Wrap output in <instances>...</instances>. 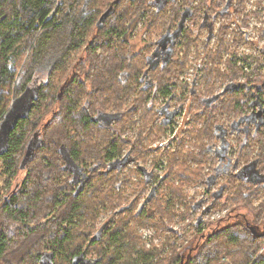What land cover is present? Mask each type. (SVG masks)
<instances>
[{
  "label": "trees",
  "instance_id": "16d2710c",
  "mask_svg": "<svg viewBox=\"0 0 264 264\" xmlns=\"http://www.w3.org/2000/svg\"><path fill=\"white\" fill-rule=\"evenodd\" d=\"M57 1L0 0V121L10 103L11 90H14L13 96H16L30 87L29 84L38 87L37 98L29 116L18 120L10 131L9 148L0 156L4 160V173H7L5 184H9V180L16 178L21 171L25 177L23 183L29 185L33 180L39 182L33 183L31 188L21 185L0 209L12 221L8 225L0 220V264H264V249L257 255L264 246V201L256 206L253 204V197L260 196V187L256 184H260L262 179L255 175L247 176L246 181L243 173L238 174L239 181L225 182L229 189L231 183H237L231 195L232 201L240 199L235 206H229L228 211L215 220L194 224L195 230L190 235L169 230L172 234L166 235L162 248L156 251L135 246L133 236L129 233L127 238V234L121 231L123 220L117 221L114 226H103L96 236L91 235L90 231L85 232L88 240L83 248L70 245L73 232L65 228L58 229L59 232L52 231L49 235L50 243H54L52 249L46 250L43 244H39L43 233L52 230L50 222H54L57 228L60 218L69 217L72 222L74 217H79L86 210L81 209V192H78L85 185L84 181L74 186L71 194L69 184H73L68 177L76 176L77 171L83 168L84 179H93L101 175L95 168L103 161L102 157L106 158L111 168V163L121 155V150L129 142L122 133L126 114L138 107L131 102L124 108L130 97L136 95L138 101L146 97L150 78L159 68L163 76H160L159 82H154L160 93H167L169 87L163 86L167 72L174 68V62L182 67L184 64L177 60L169 65L170 52L158 64L157 59L152 60L151 55H146L145 47L138 52L129 51L128 41L132 36L129 30L136 18L142 14L147 16L150 32L155 30L162 19L152 18L155 12L147 14L148 0H107L102 3L100 11L95 10L93 0H59L60 4ZM155 1L151 2L159 6V2ZM121 3L125 7L119 6ZM78 4L81 5L79 8ZM55 5L57 9L53 10ZM63 5L66 7L63 8ZM167 8L172 17L169 21L180 19V23L183 16L194 12L193 18H196L202 11L197 7L191 12L189 7L185 8V3L165 0L156 13ZM202 8L210 15V5ZM180 23L177 30H180ZM59 37L62 39L56 45L58 55L50 64L48 77L42 83L40 75L34 72L36 64L42 62L43 51L51 48ZM25 48H28L29 53L22 63V71L15 78V67L21 64L23 58L20 56ZM78 50H81L80 56L67 66L66 56ZM62 67L70 70L65 77L59 73ZM255 79L262 81L261 76ZM234 91L233 95H244L239 87ZM236 96L235 101L238 100ZM81 132L82 137L79 136ZM34 133H38L40 146L21 169L19 164L25 143ZM248 138L247 141L257 149L252 169L262 174L264 117L261 120L259 118L257 128ZM245 139L239 142L244 143ZM40 183H47L49 187L42 202L39 200L46 189ZM61 190L65 192V200L58 199ZM19 191L28 197L27 205H21L23 201L20 200ZM224 202L228 203L227 200ZM58 203L61 205L54 213L53 208ZM238 205H244L247 212L235 209ZM130 210H116L115 213ZM43 212L50 214L49 222L29 226L25 221L26 217L34 213L39 216ZM72 213L74 215L71 219ZM135 216L143 219L150 217L146 207ZM23 225L28 226L24 234L21 233ZM163 227H166L165 223ZM12 235L18 237L21 243L17 248L8 249ZM105 236L109 237L114 250L107 248L104 252L96 249L97 256L88 257L87 252L101 243ZM60 237L65 238L64 241H60ZM122 251L127 253L120 259ZM134 252H137L135 259L131 257ZM227 256L228 262L220 261Z\"/></svg>",
  "mask_w": 264,
  "mask_h": 264
},
{
  "label": "rangeland",
  "instance_id": "374dc122",
  "mask_svg": "<svg viewBox=\"0 0 264 264\" xmlns=\"http://www.w3.org/2000/svg\"><path fill=\"white\" fill-rule=\"evenodd\" d=\"M107 0H93L92 4L95 10L100 11L103 2ZM189 10L194 11L195 8L200 7V15H198L192 20H186L188 14L185 17L184 24L189 25L192 29L190 33L197 32L200 37L194 40L196 44V49L194 53L186 55L183 48L177 47L175 51L178 53L168 56V60L172 62L176 61L179 57L185 56V66L178 69L179 64L172 69L169 73V78L172 86L173 92H169V96L166 97L164 93L157 91L154 100L151 99L152 90L147 92L146 97L138 101L136 95H132L124 108L130 105L131 102L138 106L136 109L126 114V119L123 123L122 133L124 138H128L129 142L121 150L123 157H127V160L122 165L111 166L105 157H102L103 166L99 169L105 170L101 175L91 178L87 182V186L83 185L78 190L80 193L81 209L85 210L79 214V217H73L74 213L71 214L72 222L68 218H60L57 221L58 227L54 222H50L52 230L45 231L39 244H43L46 250L52 249L54 243H50L49 235L51 232H59L58 229H68L71 232L70 245H77L83 248L87 245L88 237H86L87 231H90L91 235L97 234L98 231L102 230L103 226H114L117 221L123 220L124 225L121 231L125 234L130 233L135 240L134 245L138 248L145 250H153L162 248L163 241L166 235L172 234L169 230L177 231L182 235H190L195 229L194 224L210 220H215L223 216L227 211L229 206H235L240 199L236 201L231 200V195L234 193L233 189L237 183H231V189L227 186L221 188L224 184V177L221 174L216 177L214 182H209L213 174L214 166L211 167L212 161L208 158L207 154H213L212 150L209 149L213 145L211 144V136L205 132L204 125L207 119V114L200 111V106L198 105V99L200 96H212L211 99H215L217 94L222 95V99H226L229 95L227 92H223L228 82L227 75L230 73L232 67L227 66L228 59L232 58V52L242 51V54H248L251 65L253 69L257 64L255 73H251L250 76H264V0H190ZM218 1V2H217ZM60 1H57V4ZM181 3V0H177ZM217 2V5L215 4ZM152 3V2H151ZM60 4V3H59ZM148 4V3H147ZM210 12L208 15L206 12L203 14L202 7H209ZM81 5H77L79 8ZM121 7H125L123 3L119 4ZM66 6L63 5V8ZM148 13L155 12L152 18H162L159 22L160 24L156 26L155 30H151V34L148 38H157L164 29V24L166 19L170 17V9L167 8L163 12L156 13L154 5L150 3L148 6ZM93 9V7L91 6ZM57 9L55 5L53 10ZM127 9L124 10L126 12ZM218 10V11H217ZM214 15L216 17L211 23L209 19H205L204 27H199L200 18H209V16ZM194 17V16H193ZM191 17V18H193ZM138 18H148L147 16L140 15ZM177 18H181L177 17ZM233 18V19H230ZM211 19V18H210ZM230 25V28L228 24ZM223 26H228V32H221L219 38L217 34V28ZM209 26V28H208ZM244 29L243 35L248 38L251 42L242 41V44L235 46L237 43H232L229 45V40H232V34L229 30H235L240 28ZM246 32V35H245ZM261 33L263 36L261 37ZM63 36V35H62ZM144 35H141V37ZM141 37L136 40V45L142 44ZM218 38V41H217ZM224 40L222 41V39ZM62 38L55 39V44L51 48H47L43 51L44 55L41 63L36 64L34 72L38 75L47 76L49 72V65L53 63L54 58L57 54L56 45L61 42ZM255 41V44L252 42ZM207 42V45L204 44ZM138 43V45H137ZM242 45V46H241ZM226 47L225 52L223 47ZM29 53L28 48H25L20 56L22 62L17 65L15 78L22 71V63L25 61L27 54ZM81 50L72 52L66 56V64L75 61L78 56H80ZM240 55V54H239ZM168 61V62H169ZM175 63V62H174ZM65 64V66H66ZM159 64V61H158ZM237 65L240 64L237 60ZM64 66V67H65ZM164 67L166 65H163ZM59 70V73L63 77L70 71L68 67ZM175 69V71H174ZM160 70V68H159ZM156 70L153 76L150 78L151 82L156 80L159 82L160 76L163 73ZM218 70L222 71V78L219 81ZM178 71V78L185 80L188 85L180 84V81H174L172 75ZM224 72V74H223ZM246 74L237 75L233 79L243 82L245 80ZM195 77L193 87L190 86L191 80ZM248 78V77H247ZM229 79V78H228ZM227 81V82H226ZM259 81V80H258ZM166 82V81H165ZM233 82V81H231ZM258 83V82H257ZM158 86H156L157 88ZM8 88V87H6ZM138 88H140L138 86ZM160 88V86H159ZM192 88V91H191ZM140 90V89H139ZM14 90H11L12 97ZM10 99V100H11ZM84 100V97L82 101ZM81 104V102L79 103ZM129 108V107H128ZM61 115V119L63 118ZM256 114H254L253 121H251L252 126L258 125ZM255 119V120H254ZM234 120L233 116L229 118L220 117V122L226 126V129L230 127V122ZM236 125L240 124L239 119L236 118ZM249 122V121H248ZM247 122V123H248ZM249 124V123H248ZM220 126V125H219ZM221 127V126H220ZM69 128L72 130V126ZM223 127H221L222 129ZM232 132H237V129H231ZM84 132V131H83ZM87 133V132H85ZM82 137L83 133H79ZM217 140L213 142H221V137L215 136ZM228 143L231 145L236 144L234 136L230 135L228 138ZM209 147V148H208ZM137 160V164L141 165L142 171L155 179V183L159 181V187L156 190L155 196L152 199L145 201L147 195L151 191V186L148 184L150 181L148 178H144L145 175L142 171L139 174L134 175L135 168L131 167L132 160ZM93 160V159H91ZM105 160V161H104ZM121 160V159H118ZM88 162H91L88 160ZM114 162V161H113ZM216 163V162H215ZM105 165L107 167H105ZM122 171V172H120ZM134 175V176H133ZM24 172L18 173L16 178L9 180V184H5L7 179V173H4V160L0 158V209L3 204L7 201L13 193L19 190L21 185H26L25 188H30L34 185L33 182L27 185L23 183ZM124 180V181H121ZM147 181V182H146ZM22 182V183H21ZM41 187L46 189L43 196L39 202L44 200V197L49 192V187L47 183H40ZM75 184H69V188L74 189ZM94 187V188H93ZM21 190V189H20ZM218 194L213 196V192ZM229 191V192H228ZM21 199L23 202L21 205H27L26 195H23L21 191ZM62 194L59 195V200L64 199V190H61ZM212 192V193H211ZM263 193L254 199L253 204L256 206L260 200H262ZM204 196V197H203ZM156 198V200H155ZM228 201L226 204L224 201ZM30 201V199H29ZM26 203V204H25ZM213 203L214 206H213ZM129 206L130 211H125L120 214H116L115 211L122 206ZM31 205V204H30ZM58 203L54 208L53 212L56 213L60 207ZM146 207V211L149 213V218L143 219V217L138 218L135 214L142 208ZM208 208L209 211L205 213ZM235 209L242 210L246 213L244 205H238ZM88 210V211H87ZM205 210V211H204ZM43 211V208H42ZM82 211V210H81ZM2 211L0 212V220L3 223L11 225L12 221L6 217ZM37 213V211H36ZM34 213L26 217V222L30 226H37L38 224H44V222L50 220V214H39V216ZM166 227H163V224ZM27 225H23L21 233L26 232L25 228ZM24 232V233H23ZM65 238L60 237V241H64ZM20 240L15 235H12L8 241V249L17 248L20 245ZM66 243V242H64ZM220 244H223L219 242ZM66 245V244H64ZM226 245H229L226 242ZM114 246L110 243L109 237L105 236L101 243H98L94 248L87 252V256H97V250H102L105 252L107 248L109 250H114ZM67 251V247H66ZM127 252L122 251L119 254V258L125 257ZM137 255V252L131 254L133 259ZM61 262L60 259H58ZM221 262H228V256L223 257ZM97 264V263H95Z\"/></svg>",
  "mask_w": 264,
  "mask_h": 264
},
{
  "label": "flooded vegetation",
  "instance_id": "af4514ba",
  "mask_svg": "<svg viewBox=\"0 0 264 264\" xmlns=\"http://www.w3.org/2000/svg\"><path fill=\"white\" fill-rule=\"evenodd\" d=\"M151 1L152 0H148V2L151 5H154V3H151ZM186 2H188L190 4L191 1L190 0H181V3H185V8L189 7V4H186ZM217 2L215 3L216 5H217ZM154 7H155V5H154ZM155 9L157 11V7H155ZM204 12L205 11H203V14H204ZM199 14H201V13H199ZM194 15H195L194 12L191 14H188L189 17L186 18V20L197 19V18H191ZM214 15L209 16V18H204V17L200 18L201 20H200L199 27H204L205 22H207L206 21L207 19H209V21L212 23L213 19H215L217 17V16L214 17ZM146 19L147 18H136L133 26L131 27V30H129L130 33L132 32V36L129 37V41H128V49L131 53L138 52V50L145 47L147 49V52H148L147 53L146 51H144L146 53V55H148V56L151 55L152 60L157 59L159 61V64L161 63L163 58L167 55L166 54L167 52H170L169 53L170 55L171 54L173 55L174 52H175V54L178 53L177 51H175L177 47L184 49L185 56L194 53V51L196 49V44H194L193 42H194V40H196L200 36L198 34H196V33H198V31L190 33V31H192V29L189 25L184 24L185 18L182 21V23L180 24V30H178V32H177V28L179 27V23H180L179 20L180 19H178V21L173 20L172 22L169 21V18L166 19V24L164 26L165 30H164V32H160L162 34H160V36H158L157 38H150V37L148 38V36L151 34V32L148 30L149 25L147 24L148 21H146ZM230 19H233V18H230ZM192 21H194V20H192ZM227 24L230 28L229 23H227ZM228 26H223L225 28L224 30H221L223 27L220 28V25L218 26V28H217L218 38H219L221 32H228ZM208 28H209V26H208ZM229 32L232 34V40L228 41L229 45H231V42L237 43L235 46V49L237 46H239V44H242V41H247L246 43H250V45H251L250 40L248 38H246V36L244 37L243 35H241L244 32V29H242V26L240 28L237 27V29H235V30H229ZM144 34H145V36L141 37V35H144ZM245 35H246V32H245ZM260 35L262 37L263 33H261ZM139 37H141V40H142V44L140 45V47L135 46L136 45L135 41L138 40ZM218 38H217V41H218ZM223 40H224V38L222 39V41ZM204 44L207 45V42H204ZM252 44H255V41L252 42ZM137 45H138V43H137ZM223 49L225 52H228V51H226L225 46L223 47ZM231 54L233 57L228 59V64L226 65V67L231 66L232 69H231L230 73L226 74L228 82L226 81L227 84H226L225 89L223 90V92L229 93L230 96H228L226 99H222L223 94H221V95L217 94L215 99H211L212 96L205 95V96H200V98L198 99V103H199L198 105L200 106V111L202 113L207 114V119H206V122H205L203 129L205 130V132L207 134H210L211 139H212L210 141L211 142L210 145H213L210 148L208 147L209 149L212 150L213 154H211V152L209 151L210 155L207 154V156L212 161L211 167L214 166V169H212L213 174L211 175L210 178H208V180L210 179L209 182L213 183L215 178L216 177L218 178V175L221 174V176L224 177L223 180H225L223 183L224 185L221 188H225L227 186V184L225 182H229L230 180L231 181H236V180L239 181L240 180V179H238V178H240V176L238 175L239 173H240V175L243 173L246 181H248V177L257 175V177L259 176V179H262V181L260 184H256V186L260 187L259 194H262V193L264 194V171L260 170V172L262 174H257L252 169L253 167L251 165L252 160L255 159L254 156L257 153V149L255 147H253L250 144V142L247 141V139H249L248 137L250 135H252L253 131L257 128V125H255V123L253 126L251 124V121H253L252 117L254 116V114L258 115V116H255L258 118L256 121L257 123H258L259 118L261 120V118L264 117V76H261L262 81H260V82L258 81V79H255L256 77L259 76L258 74L256 76L255 75L252 77L250 76L251 73H255V69L257 68V64L255 65V67L253 69V65H251V63H250V59L248 58V56H249L248 54L244 55V54H242V51L239 52L236 50H234ZM263 54H264V52H263ZM185 56H182V57H179L178 59H176L179 62L184 63L183 67L185 66V63H186ZM237 60L240 63L238 65L236 64ZM169 63L168 64L171 65L172 60L169 61ZM173 65L175 67L177 66L175 63H173ZM177 68L180 69V68H182V66L179 65ZM171 71L172 70H170V72ZM174 71H175V69H174ZM49 72H50V67H49ZM49 72L47 73V76L46 75L40 76V79H39L40 82L42 81V83H43V81L45 79H47ZM170 72H167V74H166L167 79L164 80V85H163V86L169 87L168 92L164 94L166 97L169 96V92L170 93L173 92L172 86L176 85V84L173 85L171 83V79L168 77ZM223 74H224V72H223ZM241 74H243V75L246 74V76H245L246 79L243 80V82H241L242 80L234 82L236 80L233 78L236 77L237 75H241ZM172 76L175 77L174 81H176V82L180 81V84L188 85V83H186L185 80L178 78V71H176ZM217 78L219 81L221 80L222 71L218 70ZM144 79L146 80V77ZM146 81L144 83H142L143 87H145ZM194 81H195V77L191 80L190 86L193 87ZM231 81H233V82H231ZM34 83L36 84V82H34ZM149 83H150V86L147 87V91L150 92L152 90V95H151L150 100H154L155 95L159 89L156 88L155 82L150 81ZM32 84H29V86L32 87L33 86ZM236 87H239L242 90L244 95H241V96L233 95ZM26 90H27V87L24 89V91L18 93V95H16V96H14L10 100V103H9L7 109L10 107L12 101L15 98L24 94L26 92ZM191 91H192V88H191ZM235 96L238 97L237 101H235V99H234ZM5 113H4V115H5ZM230 116H233L234 120H232L230 122V127H228V129H226V126L223 124V122H220V117L221 118L224 117L227 119ZM236 118H238L240 121L239 122L240 124H238V125H236V121H235ZM2 119H3V117H2ZM113 122L114 121H112L111 124ZM219 125L223 128L221 129V127ZM233 128L237 129V132H232L231 129H233ZM231 133L236 140L235 145H231L228 143V138L230 137ZM215 136L221 137L222 144H221V142H218V143L213 142L214 140H217L215 138ZM30 138H31V136L28 138V140L25 143V149L23 152V156L26 152V146H27V143L29 142ZM242 139H245L246 141H244V143H240L239 140H242ZM118 159H121L119 161H123L122 160V159H124L123 154L119 155L117 160ZM117 160L114 162H117ZM130 162L132 164L131 167L135 168L134 175L139 174V172L143 170L141 168V165L137 164V162H138L137 160L133 159ZM122 164H124V163H121L120 165H122ZM101 166H103L102 161L97 164L95 171L99 172V173H102V171L104 172L105 170L99 169ZM105 167H107V166L105 165ZM116 168H118V165ZM84 172H85V170L82 168L81 170L77 171L76 176L68 177V178H70L69 179L70 182L77 186L80 184L81 181H84L83 184L85 183L84 187H86L87 182L90 179L88 181L86 179H84V177H83ZM120 172H122V171H120ZM144 175H145L144 178H146V179L148 178L150 180L148 182V184L150 186L152 185L151 189L153 187L155 188L154 194H156V190L159 187V181L157 183H155V179L152 176H149L148 174H145V173H144ZM121 181H124V180H121ZM218 194H219V192L217 194H215V192H213V196L216 195V198H218ZM263 197H264V195H263ZM253 198L255 199L256 197H253ZM254 199H253V202H254ZM261 201H264V198L262 200H260L259 202H261ZM258 203H256V205ZM214 204L215 203H213V206H214ZM130 205H132V204H130ZM206 209H207L206 211L204 210L205 213H207V211H209L208 208H206ZM263 249H264V246L261 250H259L257 255H259ZM257 255L255 256V258L257 257ZM88 264H92V263L88 262Z\"/></svg>",
  "mask_w": 264,
  "mask_h": 264
},
{
  "label": "water",
  "instance_id": "95a60500",
  "mask_svg": "<svg viewBox=\"0 0 264 264\" xmlns=\"http://www.w3.org/2000/svg\"><path fill=\"white\" fill-rule=\"evenodd\" d=\"M156 1L159 2V6H157L158 9L161 8L165 2V0H156ZM185 17L186 16L182 17L183 19L181 20V23ZM37 90H38L37 85L28 87L26 92L21 96L15 98L12 101L10 107L6 110L3 119L0 121V155L4 154L8 150L9 133L14 128L18 120L27 118L29 116V112L33 106L34 101L37 98ZM38 146H40V139L38 133H34L33 136L29 139V142L27 143L26 152L19 164V167L21 169H23L26 166L27 162L33 157L34 152ZM122 160L123 161L117 160V162H112L111 166H117L120 165L121 163H124L127 160V157H124V159ZM154 193H155V188L153 187L150 193L147 195L145 201L150 200L154 196ZM129 206L130 204L126 206H122L117 210V212H121L124 209L129 208Z\"/></svg>",
  "mask_w": 264,
  "mask_h": 264
}]
</instances>
